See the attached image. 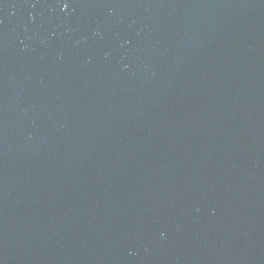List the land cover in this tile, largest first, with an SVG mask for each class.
<instances>
[{
    "label": "water",
    "instance_id": "1",
    "mask_svg": "<svg viewBox=\"0 0 264 264\" xmlns=\"http://www.w3.org/2000/svg\"><path fill=\"white\" fill-rule=\"evenodd\" d=\"M0 264H264V0H0Z\"/></svg>",
    "mask_w": 264,
    "mask_h": 264
}]
</instances>
